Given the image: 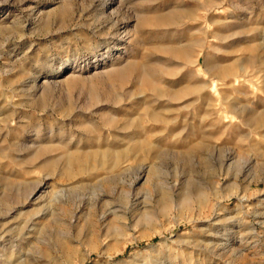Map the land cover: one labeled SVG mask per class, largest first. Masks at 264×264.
Masks as SVG:
<instances>
[{
	"label": "rangeland",
	"instance_id": "374dc122",
	"mask_svg": "<svg viewBox=\"0 0 264 264\" xmlns=\"http://www.w3.org/2000/svg\"><path fill=\"white\" fill-rule=\"evenodd\" d=\"M25 254L264 264V0H0V264Z\"/></svg>",
	"mask_w": 264,
	"mask_h": 264
},
{
	"label": "bare ground",
	"instance_id": "6f19581e",
	"mask_svg": "<svg viewBox=\"0 0 264 264\" xmlns=\"http://www.w3.org/2000/svg\"><path fill=\"white\" fill-rule=\"evenodd\" d=\"M239 114H241V112L239 113ZM238 114V115H239ZM257 121V120H256ZM117 151V150H116ZM122 156H123V153H121V152H115V150H114V153L111 155H109V153H104V154H102V162H104L105 163V161H107L108 159H110V164H111V167L112 168H115V167H118L119 165H120V163H121V159H122ZM95 158H97V157H95ZM227 159H230L229 157L227 158ZM56 160V159H55ZM54 160V161H55ZM96 162V161H95ZM251 163H252V160H249L248 162H247V164L245 165V166H243V169L244 170H246V172H248L251 168H252V165H251ZM151 172H153L154 173V171H151ZM151 174V173H150ZM247 175H249V173L247 174ZM247 177H249V176H247ZM247 180V179H246ZM255 180V179H254ZM254 182H258V180H255ZM43 185L44 184H42V183H40L37 187H35V189L34 190H32V192L31 193H33L36 189H40V188H42L43 187ZM247 188H248V186H247ZM241 190H243V189H241ZM238 191V190H237ZM239 193V192H238ZM237 193V195L238 196H240V193L238 194ZM160 194V193H159ZM30 195H33V194H30ZM237 196V197H238ZM41 197H44V196H41ZM203 197V196H202ZM248 196H247V193L245 194V193H242V195L239 197V199L242 201H244V199H246ZM38 198V197H37ZM160 201H161V203L162 204H165V202H166V193H164V192H162L161 193V198H160ZM242 201V202H243ZM201 202V201H200ZM204 202V201H203ZM47 203H48V201H47ZM51 203V202H50ZM49 203V204H50ZM46 207V209H47V204L45 205ZM50 207H51V205H50ZM43 208H44V206H43ZM44 208V210L46 211V209ZM42 210V209H41ZM51 210V209H50ZM49 210V211H50ZM43 211H41V213L39 212V213H35V214H31L30 215V217L28 218V219H26L23 223H24V226L22 227V229H21V231H23V234H29L30 232H36V230H37V223L38 222H36L35 220L36 219H38V218H41V219H44V216H43V213H42ZM52 212V211H51ZM125 212V211H124ZM109 213H111V212H107V213H104L103 215H102V217H101V219L104 217V216H106V215H108ZM44 214H45V212H44ZM125 214V213H124ZM112 215V214H111ZM109 216H110V214H109ZM107 217V216H106ZM122 218H124V217H122ZM39 221H41L40 219H39ZM40 223V222H39ZM43 224V223H42ZM20 225V224H19ZM15 227V226H14ZM39 228H42V226L41 227H39ZM14 229V228H13ZM16 229V228H15ZM119 229H120V227L118 226V225H110L109 227H107V229H106V231H105V233H104V236L105 237H108V234L109 233H116V232H118L119 231ZM21 231H20V233H21ZM17 233H18V229H17V231H16ZM39 232V231H38ZM17 235V234H16ZM20 235V234H19ZM30 235V234H29ZM29 235H26L27 237L29 236ZM22 236H24V235H22ZM25 237V236H24ZM23 238V237H22ZM26 238V237H25ZM24 239V238H23ZM187 243V242H186ZM26 255V254H25ZM13 258V257H12ZM10 259V258H9ZM13 260V259H12ZM30 259H28V256L26 255L23 259H21L20 257L19 258H17L16 257V259H14L13 261H9L10 262V264H23V263H27L28 261H29ZM145 262V261H144ZM145 264V263H144Z\"/></svg>",
	"mask_w": 264,
	"mask_h": 264
}]
</instances>
